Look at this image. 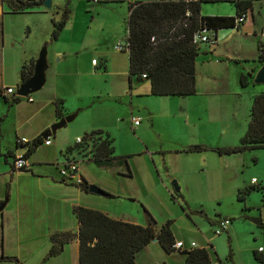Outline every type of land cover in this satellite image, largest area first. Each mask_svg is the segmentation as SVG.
Returning <instances> with one entry per match:
<instances>
[{
	"label": "crops",
	"instance_id": "0c3cea01",
	"mask_svg": "<svg viewBox=\"0 0 264 264\" xmlns=\"http://www.w3.org/2000/svg\"><path fill=\"white\" fill-rule=\"evenodd\" d=\"M9 1L0 0V55L2 57L0 64L3 67V55L7 48L16 52L15 64L18 65V78H16L14 86L19 88L22 84L21 71L23 65L31 62L35 64L39 54L36 52L28 53L30 49H27L26 40L32 34L31 27L25 28L26 21L24 20L23 31L21 30L23 27H21L17 33H14L11 15L32 14L30 12L34 9H37L38 13H43V11L46 13L48 9L41 5L27 12H12ZM138 1L148 2L152 0ZM204 1L206 2L201 4V15L203 16H236V7L233 3L236 0H225L234 6V14L232 9L228 13L210 12L203 4L220 0ZM251 1L253 3L252 10L248 11L247 19L240 28L217 31V44L211 48L201 49L196 60L197 94L192 96H154L151 94V86L148 82L145 87V94L141 96L146 98L141 102L144 110L141 113V118L132 114L129 117L132 137L134 138L132 143L120 144L119 137H122L124 133L122 130H118L120 125H118L117 120L113 122L110 120L111 115L108 116L109 119L96 120L93 121V124L83 125L78 129V133L96 130L106 132L114 141V155L119 157L118 159L91 162L85 165L83 170H79L78 165L77 179L73 183H68L63 181L59 167L66 160L62 156L64 150L71 147L72 142L67 143V141L60 140L56 146L58 151H47L52 158L48 161L34 162V158L39 152L37 148L27 159V164L31 169L28 168L23 171L14 167V158L24 154L23 149L18 148L16 143L15 150L9 148L2 144V138H0V202H4L3 199L7 197V203L0 213V253L5 256L17 257L20 261L24 260L25 264H30L24 258L27 255V249L34 246L32 242L44 238L43 240L46 239L47 241L46 248L42 250L43 254L41 253L33 264H53L54 260L60 261L62 258H65L64 263L59 262L58 264H79L80 243L77 238L79 223L73 213L74 207L82 206L96 209L114 219H123L114 216L109 210L105 200L112 198L101 197L81 190L77 184L83 180L88 185L99 186L116 198L126 195L121 194L124 193L122 192L123 189L131 190L133 186L136 188L135 196L131 195L129 198H149L159 188L163 187L169 191V184L173 182L171 179L175 176L183 181L182 185L185 187V175L200 170L203 174L201 189L205 194L201 195L204 199L198 202L201 205L217 206L213 210L214 214L232 221L231 217L234 214L229 213V210L232 211V208L237 210L239 220L231 225L232 228H229L228 234L230 236L238 231L237 224L242 222L241 219L244 216L257 217L255 212L259 211L260 216L264 217V190L260 191L252 183V179H257L258 184L264 186V157H260L264 149H253L234 155H220L214 150L216 148L236 147L241 144L251 120L253 99L256 95L264 94V87L250 89L249 86L254 83L256 65L260 64L259 68L264 66V62L258 59L259 42H264V18L260 19V12L254 3L255 1L264 2V0ZM99 2L100 0L97 3ZM81 12L75 10L73 14L70 13L58 40L51 45L52 62H48V68L50 67L51 71L49 73L47 68L46 84L43 87L47 88V91L42 88L44 92L35 105L38 113H45L46 115L42 119L40 128L37 129L33 140L49 130L50 125L73 113L71 111L74 108H68L69 105L74 107L69 104V101L74 103L82 100L86 103L87 100L91 103L90 106L85 107L76 104L79 107L75 112L78 116L81 112H91V107L94 108L97 100L102 97H110V94L113 93L112 88L114 87L111 84V78H114V63L111 64V59L109 60L107 54L102 51L103 48H100L101 41L92 33L91 25L94 22V16H91L89 12ZM58 13L62 17L64 11ZM129 14L128 7V16ZM51 29L53 32L54 24ZM110 41H112L110 46H117L114 40L111 39ZM114 51L112 54L115 55H122V52H125L115 49ZM96 53L102 58H98L100 62L97 60L98 64L93 65L92 61L96 60L97 56H94ZM122 61H126L129 75V53L126 59L124 56L122 57ZM86 66L90 70L86 71ZM97 69L103 70V72H99ZM85 74H89L94 85L96 84L95 88L88 87L87 91L81 88V76ZM242 74L247 75L249 79L248 85L245 87L238 83ZM92 76H97L96 80ZM76 77L78 78L76 79ZM98 79L110 81L111 86L108 83L99 86ZM133 79L130 82L131 87L133 86ZM6 88L11 87L7 85L5 76L0 74V90L5 91ZM8 96L14 97L16 94L6 95L7 98ZM57 103L60 106V116L56 111ZM97 105L102 106L103 102ZM84 115L86 116V113ZM133 119H140L139 126L134 127ZM2 121H0L1 126ZM2 134L0 128L1 137ZM155 135L157 139L159 138L163 142L159 143ZM79 137L78 135L76 138ZM52 144V142L50 145L42 143L43 146L47 147L52 146ZM193 146H205L207 148L202 151L190 150V147ZM160 151H189L194 154V157H187L175 170L171 171L167 166L162 169L158 166L156 156H159ZM124 159L128 163L129 170ZM116 163L120 164L119 168L113 166ZM46 166L48 168L44 169L43 167ZM33 178H36L35 182L32 181ZM249 189L251 190L249 191ZM246 191L245 199L239 200L240 193ZM225 201L230 203V209H224ZM39 214L46 216V224L41 230L36 229ZM34 230H37V233ZM66 232L74 234L73 240L63 247L61 254L45 260L52 246L51 237L56 233ZM173 233L176 242L182 241L177 237L174 230ZM202 235L206 241H209L206 232ZM151 244L159 243L152 241L140 251L144 258L143 260L141 258L142 264L161 262L172 264L170 259L178 251L171 254L166 253L167 257L163 258L164 260L157 261L154 260L152 251L148 249ZM196 246L199 248L208 247L206 245L198 246V244ZM261 247L259 246L258 249ZM258 249L252 248L253 251ZM62 254L67 255L59 258ZM137 256L138 254L136 258ZM184 261L185 256L181 261H177V264H184ZM0 264L15 263L0 260Z\"/></svg>",
	"mask_w": 264,
	"mask_h": 264
},
{
	"label": "rangeland",
	"instance_id": "374dc122",
	"mask_svg": "<svg viewBox=\"0 0 264 264\" xmlns=\"http://www.w3.org/2000/svg\"><path fill=\"white\" fill-rule=\"evenodd\" d=\"M137 1L138 0H100L99 3H94L93 0H52V7L51 9L46 10V13H44V11L43 13H38L37 9H34L32 12H30L32 14L11 15L14 33H17V31L21 27H23L21 28V30L23 31L25 25H23L24 20L26 21L25 28L27 26L31 27L32 34L29 35V39L26 40V46H28L27 49H30L28 50V53L36 52L37 54H40L42 49L46 48L47 61L51 63V45L56 42L52 41L51 39V27L53 26L54 19L57 22L61 20V15L58 12L65 11V9H67L71 14H73L75 10H77L78 12H89L91 16H94V22L91 25V28L93 29L92 33H94V37L101 41L100 48H103L102 51H104V54H107L109 60L111 59V64L114 63L113 72L115 73L114 78H111L112 83L110 81L106 82L98 79V82H101V84L98 83L99 86L107 85V83L108 85H110V83L113 84V93L110 94V97H102L99 100L96 99L98 102L95 103L96 105H94L93 109L91 107L92 114L91 112L80 111V115H78L74 121L59 129L56 134H52L50 136V140L53 143L52 146L47 147L43 146L42 144L39 145L37 150L39 152L34 158V162L51 160V154L47 151H58L56 146L60 143V140L67 141V143L72 142L71 144L74 146L76 144V137L78 135L80 137H83L85 134L90 132L78 133V129H80L81 126L89 125L90 123L93 124V121L96 120L100 121L102 119H109L108 116L110 115V120L112 122L117 120L118 125H120L118 130H122V132L124 133L122 137H119L120 144L128 145L134 141V138L132 137L129 117L132 114L141 118V113L144 111L141 102H143V99H146L142 98L141 96L145 94L144 91L145 87L148 85V82L138 80L135 77L133 79V86H130L128 69L126 68L125 63L126 61H122V57L124 56V58L126 59V56H128V52L124 50L125 52H122L123 56L120 54H112L113 52H115V47L112 45L110 46L112 41L109 42V40H114L117 45L119 43H122L123 45H126L128 43V7L131 3ZM254 3L256 9L260 12V19L264 18V2L255 1ZM203 5L210 12L228 13L231 12L232 9L234 14V6H232L231 3L226 2L225 0L204 3ZM89 20H91L90 17ZM94 56H97L96 60L100 62L99 59L102 57H100V55H97V53ZM1 58L2 57L0 55V62ZM3 58L4 64L3 67L0 64V74H3L5 76L7 85H9L16 94L18 91L17 86H14L15 80L16 78H18V65L15 64L17 60L16 52L12 49L7 48V50L4 52ZM256 66L257 67L254 70V75H256V73L264 67L261 66L259 68L260 64H257ZM85 68L86 71L90 70L88 66H86ZM48 69L50 73V67ZM97 70L99 72H103V70ZM92 77L94 80H96L97 76ZM77 78L78 77H76V79ZM80 82L81 88L85 91L88 90V87L93 89L96 86V84L94 85V83L92 82L89 74L81 76ZM238 83L239 85H241L239 81ZM249 86L250 89H253L254 87L258 89V87H264V84L252 83ZM43 89L29 95V97L32 98L33 102H28L27 97H25L21 98L19 104H15L11 107L6 103V100L3 97H0V121L3 120L2 126L0 123V128L3 132L2 137L0 136V138H2V144L15 150V143L17 138L24 139L29 142L33 141V137L35 136L37 129L40 128V123L46 115L45 113H38L35 106L42 93L44 91H47V88L44 91ZM1 91L4 95V91ZM8 98L9 102H11L13 96H8ZM102 102V106L97 105L98 103ZM69 104H71V106H74H68V108H74L72 109L71 112L73 113L71 114H75V112H77L79 108L76 104H79V106L81 107H85L90 106L91 103H89L87 100L86 103H84V101L81 100L74 103H71L69 101ZM85 113L86 116L84 115ZM51 126L52 125L49 126V129L51 128ZM157 141L159 143L163 142V140L159 138L157 139ZM66 150L67 148L64 151ZM158 154L159 156H156L158 166L161 169L167 166L171 171L175 170L187 157H194V154L189 151H160V153ZM260 155V157H264V152H262ZM89 163L91 162L79 161V170H83V168H85V165H88ZM113 166L115 168H119L120 164L116 163ZM43 168L46 169L48 167L46 166ZM30 169L31 168H29V170ZM202 178L203 174L202 172H200V170H198L197 172H192L191 174H186V183H184V187V185H182L183 181H181L177 176L172 177L171 180L176 181L178 187L180 188V194L183 195H181V197L178 196L179 192L177 193L175 191L174 187L172 186V182H170L169 191L165 190L163 187L159 188L149 198H129V196L131 195L135 196L136 188L133 186L131 190L123 189L122 192L124 193L121 194H126L122 195L123 197L116 198L115 196L114 199L112 198L105 201H107L108 208L109 210H111L114 216L123 218L122 220H125L127 222L146 225L150 220L149 215H151L155 221L153 222V225L157 232L162 224H164L168 220H173L174 225H172V229L174 230L177 237L185 243V245L193 242L195 244L197 243L198 246H212V248H208H210L213 252V264H264L258 262L255 259L252 250V248L254 247L258 249L259 246H262L264 248V230L257 229V226H255L249 218H245L249 216H244L241 219L243 223L240 221L241 223L237 224L238 231L234 233L233 236H230L228 234L229 230L221 233V235L215 234L214 230L216 224L212 227L211 223H217L219 220L224 218H221L218 215L214 214L213 210L216 209L217 206L209 204L201 205L198 202L199 200L204 199L201 195L203 193L205 194V192L201 189ZM35 179L33 178L32 181L35 182ZM172 196L174 197V199L172 198ZM6 198L7 197H5L3 200L5 201ZM227 208L230 209L231 205L229 202L225 201L224 209ZM200 211H203V213H199ZM229 213L234 214L233 217H231V219H233L232 224L239 220L236 209L232 208V211L229 210ZM255 214L257 216H260L259 211L255 212ZM261 217L264 218L262 215ZM37 218L38 221H36V224H38V226L36 227V229L41 230V228L46 224V216H44L43 214H39ZM230 227L232 228V226ZM34 232L37 233V230H34ZM205 232L207 233V239L209 241H206L205 237L202 235ZM43 239L44 238H41L37 241L32 242L34 246L27 249V255L26 257H24L26 262L28 260L30 264H33L38 256L42 253V250L46 248L47 241L46 239L45 241ZM148 249L152 251L154 260L161 261L164 260L163 258L167 257L166 252L159 244H151ZM66 255L67 254H62L59 258L66 257ZM183 257V252L178 251L171 257V263L177 264V261H181ZM141 258L142 260L144 259L141 256L140 252L138 253V256L136 258L138 264H142ZM21 261L23 262V264H25L24 260ZM64 261L65 258H62L60 261L54 260L52 263L58 264L59 262L64 263Z\"/></svg>",
	"mask_w": 264,
	"mask_h": 264
},
{
	"label": "trees",
	"instance_id": "16d2710c",
	"mask_svg": "<svg viewBox=\"0 0 264 264\" xmlns=\"http://www.w3.org/2000/svg\"><path fill=\"white\" fill-rule=\"evenodd\" d=\"M42 2L43 0H10L9 5L12 12H27L41 6ZM203 2L206 1H137L129 5L130 82L135 77L138 80L149 82L151 94L154 96H192L197 94V57L201 49L214 47L217 41L214 44L204 46L194 42L195 35L204 28L215 31V34L222 29L240 28L245 21L239 22L238 20L242 17L247 18L248 11L252 10L253 5L251 0H236L233 1L236 7V16H203L201 15ZM69 15L70 13L65 9L61 20L53 21L52 41L58 40ZM258 48V59L264 62V42H259ZM34 66V62L23 65L21 71L22 84L31 78ZM143 75L146 77L144 78ZM248 81V76L242 74L240 77L241 86H247ZM0 97H3L7 103L9 102L1 90ZM20 101L21 97L14 96L9 105L18 104ZM56 111L59 115L60 106L58 103L56 104ZM44 133L31 142L25 153L26 159L44 142ZM113 142V139L106 132L91 131L85 134L81 143L68 147L62 156L66 160L75 159L76 162L116 160L119 157L114 155ZM205 148L207 147L193 146L190 147V150L202 151ZM253 149H264V94L256 95L253 99L251 120L241 144L236 147L216 148L214 150L220 155H234ZM126 166L129 170L127 161ZM254 185L260 191L264 190V186L261 184ZM77 186L89 193V185L85 180L80 181ZM246 193L247 191L241 192L239 200L243 201ZM178 196L181 197V194L178 193ZM109 197L115 198L110 193ZM172 198L174 199L173 196ZM2 204L3 201L0 202V206ZM73 213L79 223L77 235L80 243L79 264H138L136 255L154 239L168 254L174 251L183 252L184 264H213V252L208 248H212V246L185 250L174 248L176 241L172 230L173 220L165 222L157 232L153 225L155 221L151 215H149L150 220L146 225H140L117 220L100 210L82 206L74 207ZM199 213H203V211ZM245 218H249L255 226L264 230V219L261 216ZM218 223H212V225ZM73 237L74 234L71 232L54 234L50 240L52 246L45 260L61 254L63 247L70 243ZM259 249L253 251V255L258 262L264 263V251L259 252ZM0 260L23 264L17 257L5 256L3 253H0Z\"/></svg>",
	"mask_w": 264,
	"mask_h": 264
},
{
	"label": "built area",
	"instance_id": "2783aa9c",
	"mask_svg": "<svg viewBox=\"0 0 264 264\" xmlns=\"http://www.w3.org/2000/svg\"><path fill=\"white\" fill-rule=\"evenodd\" d=\"M93 1L97 2L98 0H93ZM246 19L247 18L242 17L238 21L243 22V21H246ZM216 41H217V39H216L215 31L209 30L207 28L202 29L194 37V42L200 43L201 45L214 44V43H216ZM128 45H129L128 43L126 45L119 43L115 47V49L117 51H124V50L128 51ZM92 64L97 65L98 61L93 60ZM143 77L145 78L146 75H143ZM4 94L5 95H14L15 91L12 88H6ZM27 101L31 102L32 98L28 96ZM132 122H133L134 127H137L140 124V119H133ZM84 137H85V135L83 137L77 138L76 144L81 143L83 141ZM43 143L45 145H50L51 144L50 137L47 138L46 140H44ZM30 144H31V142H29L27 140L17 138L16 145L18 148L23 149L24 154L15 156V158H14L15 169L26 170L29 167V165L27 164V159H26L25 153L27 152ZM78 164H79V162H76L75 159H69V160H65V162L60 165L59 172H60V175H61L63 181H66L68 183H71L73 181L75 182V180L77 179ZM252 183L258 184L257 179H252ZM231 224H232V221L230 219H227V218L221 219L215 227V230H214L215 234L221 235V233H224L226 230H228L230 228ZM195 247H196V244L193 242L190 243L189 245H185L184 242L179 241V242H176L174 245V248L177 250L192 249ZM263 251H264L263 248L259 249V252H263Z\"/></svg>",
	"mask_w": 264,
	"mask_h": 264
},
{
	"label": "water",
	"instance_id": "95a60500",
	"mask_svg": "<svg viewBox=\"0 0 264 264\" xmlns=\"http://www.w3.org/2000/svg\"><path fill=\"white\" fill-rule=\"evenodd\" d=\"M46 9H51L52 7V0H43L41 4ZM34 72L31 78L21 84L18 88V91L16 93L17 97L25 98L29 95L36 93L45 86L46 84V71L48 68V61H47V50L46 48H43L40 52L35 64H34ZM254 83L255 84H264V67L261 68L256 75L254 76ZM77 117V113L66 116L64 119L60 120L59 122L54 123L51 128L43 134V138L47 139L52 134H56V132L65 127L67 124L71 123L75 120ZM172 186L174 187L175 191L178 193L180 192V188L178 187V184L176 181L172 182ZM88 192L91 194H95L102 197H109V193L101 189L100 187L96 185H89ZM7 203V199L3 202V204L0 206V213H2L5 205ZM153 241H157L154 239Z\"/></svg>",
	"mask_w": 264,
	"mask_h": 264
},
{
	"label": "clouds",
	"instance_id": "9594fccd",
	"mask_svg": "<svg viewBox=\"0 0 264 264\" xmlns=\"http://www.w3.org/2000/svg\"><path fill=\"white\" fill-rule=\"evenodd\" d=\"M5 92V91H4ZM46 140V139H45Z\"/></svg>",
	"mask_w": 264,
	"mask_h": 264
}]
</instances>
